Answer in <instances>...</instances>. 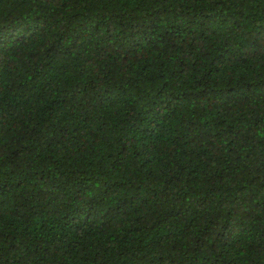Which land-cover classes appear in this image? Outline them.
<instances>
[{"label": "trees", "instance_id": "16d2710c", "mask_svg": "<svg viewBox=\"0 0 264 264\" xmlns=\"http://www.w3.org/2000/svg\"><path fill=\"white\" fill-rule=\"evenodd\" d=\"M0 264H264V0H0Z\"/></svg>", "mask_w": 264, "mask_h": 264}]
</instances>
